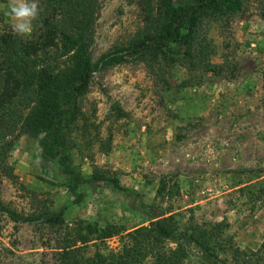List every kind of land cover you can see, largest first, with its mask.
I'll return each mask as SVG.
<instances>
[{
  "label": "rangeland",
  "instance_id": "374dc122",
  "mask_svg": "<svg viewBox=\"0 0 264 264\" xmlns=\"http://www.w3.org/2000/svg\"><path fill=\"white\" fill-rule=\"evenodd\" d=\"M9 3L0 1V30H13ZM263 9L264 0H242L240 11L206 17L200 35L213 50L204 58L176 45L165 58L142 53L97 71L79 97L80 114L63 129L84 177L95 170L116 176L182 226L219 225V264H238L230 245L249 263L264 264ZM144 26L138 0H99L92 61L128 45ZM13 143L0 168L4 206L36 216L74 198L69 177L57 159L41 157L36 138L18 134ZM78 191L83 200L58 225L13 221L0 210V264H60L66 245L85 260L98 247L118 250L127 233L156 219L107 182ZM94 227L114 233L102 242L88 231ZM180 244L186 263H210L196 245Z\"/></svg>",
  "mask_w": 264,
  "mask_h": 264
},
{
  "label": "trees",
  "instance_id": "16d2710c",
  "mask_svg": "<svg viewBox=\"0 0 264 264\" xmlns=\"http://www.w3.org/2000/svg\"><path fill=\"white\" fill-rule=\"evenodd\" d=\"M39 1L41 15L29 36L17 35L12 29L0 30V168L6 167L13 136L28 134L37 139L45 161L57 159L71 181L69 190L74 198L36 216L24 217L1 202L0 210L13 221L58 225L66 209L83 200L84 193L78 191L81 184L103 181L138 198L156 219L127 233L118 250L105 253L98 247L85 260L66 245L60 264H189L184 261L187 255L181 242L196 245L209 264H219L215 249L219 225L210 229L197 223L182 226L173 215L165 216L155 206L143 203L139 193L122 185L116 176L95 170L84 177L73 164L63 129L80 114L79 97L94 73L142 53H162L165 58L176 45L185 47L186 54L196 52L204 58L213 49L205 35H200L203 20L240 11L242 0H138L145 20L143 30L128 45L102 54L95 62L89 49L99 0ZM261 15L264 17V9ZM88 231L97 233L94 238L102 242L114 233L97 227ZM87 240L83 237L80 241ZM167 241L177 246L169 248ZM228 250L236 263L251 264L242 258L244 252L237 246L230 245Z\"/></svg>",
  "mask_w": 264,
  "mask_h": 264
},
{
  "label": "clouds",
  "instance_id": "9594fccd",
  "mask_svg": "<svg viewBox=\"0 0 264 264\" xmlns=\"http://www.w3.org/2000/svg\"><path fill=\"white\" fill-rule=\"evenodd\" d=\"M39 0H10L8 15L17 35L29 36L41 15Z\"/></svg>",
  "mask_w": 264,
  "mask_h": 264
}]
</instances>
